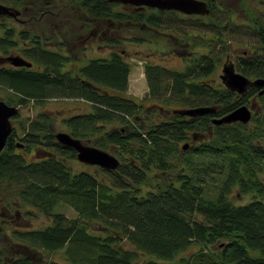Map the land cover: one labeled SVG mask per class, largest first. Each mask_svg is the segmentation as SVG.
<instances>
[{"label": "trees", "instance_id": "1", "mask_svg": "<svg viewBox=\"0 0 264 264\" xmlns=\"http://www.w3.org/2000/svg\"><path fill=\"white\" fill-rule=\"evenodd\" d=\"M206 2L209 15L214 5ZM15 4L22 7L21 0ZM120 4L77 0L72 9L86 25L92 20H132L154 30L170 25L165 12L180 20L191 16L154 8L121 10ZM72 26L71 34L79 28ZM254 29L258 47L245 51L236 65L249 77L264 78V26L256 23ZM52 41L29 25L19 30L0 22V54L8 56L22 43L21 55L33 63L0 67V85L15 96L7 103L81 99L88 109L62 123L73 137L110 147L120 164L114 170L72 169L69 163L77 159L76 151L56 141L53 118L46 114L29 124L23 139L26 147H46L41 153L51 156L40 153L28 160L16 149V135L11 134L0 154V192L4 191L0 211L19 205L37 208L52 223L39 229L14 226V245L24 250L13 252L7 264H37L35 259L46 253L61 251L62 259H52L56 264H264L261 88L237 95L209 78L217 67L209 52L193 56L195 52L188 51L184 70L146 62L149 92L136 98L128 92L131 66L122 52L112 50L107 57L65 68L72 57L60 49L68 45L60 42L55 48ZM253 98L258 107L249 123H213ZM146 99L153 102L145 105ZM198 106H216L217 111L196 117L173 112ZM233 194L254 197L233 204ZM61 202L70 205L77 217L69 219L55 211ZM3 258L0 249V264Z\"/></svg>", "mask_w": 264, "mask_h": 264}, {"label": "rangeland", "instance_id": "2", "mask_svg": "<svg viewBox=\"0 0 264 264\" xmlns=\"http://www.w3.org/2000/svg\"><path fill=\"white\" fill-rule=\"evenodd\" d=\"M76 1L21 0L22 7H20L15 4L16 0H0L2 4L21 11L17 19L7 18V21H5V16H2L0 17V22L16 26V29L19 30L27 28L29 25L34 30H37L42 37L53 39L52 45L55 48H58L60 42L66 43L68 45L67 49H60V51L72 57V61L69 62L70 64L67 67L80 65L83 62L86 63L91 58L107 57L111 50L107 48L109 47L107 44L110 42L106 39H102L99 36L88 41L80 37L88 32L89 26L78 19L76 8L72 9L73 3ZM205 1H212L214 6L213 11L203 17L202 15H191L185 16L183 20H180L175 13L165 12L163 17L168 18L166 21H169L170 25L165 24V27L160 30L161 33L152 29L144 30L142 29V24L139 23L136 25L128 22L112 23L113 29H118L119 38H123L119 45L112 50L122 52L130 63V86L128 92L132 96L144 98L149 92L145 71L146 62L161 64L168 69L178 71L184 70L186 67V59L190 56L188 51L195 52L192 54L193 56L209 52L208 54L217 60L216 70L209 78H215L217 84H222L219 75L222 73V65L226 57L229 56L237 63L238 59L245 55V51L248 53L253 52L258 47V38L254 27L256 23L264 26V0ZM32 4L35 5L33 8L27 7ZM124 6L127 11H133L132 5L129 4H120L117 7L122 9ZM41 10L48 11L50 15L44 14L43 16ZM73 24H75V27H81V29L75 28V32L71 34L70 30ZM42 27H46V31L43 32ZM170 34L180 36L182 39L177 42ZM106 35L110 37V32H107ZM21 45L22 43L19 44L17 49L11 50L10 54H21L19 51ZM79 62L81 63L79 64ZM14 97V95H10V91L0 85L1 99L8 102L10 98ZM152 102V100L146 99L144 104L150 105ZM12 105L19 107V113L12 118V124L19 135L21 136L22 134V137L23 133L29 129V124L44 114L53 118L51 129L54 134L57 132H68L65 124L62 123V119L78 112L82 113L88 109L86 103L81 99L63 97H48L44 101L37 103L30 100L24 105L14 103ZM155 113L159 114L158 112ZM19 141L21 142L22 140L20 139ZM84 142L93 146L91 142ZM32 148L30 147L31 150ZM41 148L42 146L35 149ZM98 148L116 155L110 147ZM43 149L48 150L46 147H43ZM19 152L22 153L21 150ZM36 154L37 151H32L31 157L28 154L26 158L28 160L33 159ZM69 165L75 171L89 170L94 172L97 167L86 165L77 159L70 162ZM0 193L4 194V191ZM253 197L251 194H233L231 202L233 204H244L252 200ZM26 211H29V214ZM55 211L64 213L69 219L77 217L75 210L70 205L62 202L56 205ZM5 212L8 214L5 218L7 222L4 221L3 223L4 219L2 220V218H4L3 213ZM0 213V249L4 253L2 264L9 262V257L13 255V252L24 250L22 247L14 245L13 241L15 239L12 234L14 226L39 229L52 223L51 218L37 208L19 205L13 206L11 210H7V207H5L1 209ZM196 216L198 219H202V216L197 213ZM191 250L189 249V251ZM61 253L62 251L54 255L46 253L44 258L35 260L37 264H56L52 259L59 261L62 259Z\"/></svg>", "mask_w": 264, "mask_h": 264}, {"label": "water", "instance_id": "3", "mask_svg": "<svg viewBox=\"0 0 264 264\" xmlns=\"http://www.w3.org/2000/svg\"><path fill=\"white\" fill-rule=\"evenodd\" d=\"M118 1L122 4H129L140 7H151L158 10H174L187 15H205L210 12L208 3L204 0H109ZM21 11L17 8L7 6L0 2V16H11L18 18ZM14 67H31L32 62L18 54H10L0 59ZM220 79L227 89L239 95L244 94L251 87L261 88L259 94H264V78L251 79L247 75L236 70L232 60H227L222 66ZM258 103L251 102L249 105L241 104L228 114L214 118L213 123L217 125L240 122L247 124L253 117V110H256ZM216 106H198L192 108L174 109L175 114L182 116L196 117L205 114L215 113ZM19 107L9 105L0 99V154L4 150L8 137L13 131L12 118L18 115ZM56 141L62 145L73 148L76 151L77 160L86 165L99 166L104 169L114 170L118 168L120 160L114 154L101 148L91 146L83 140L73 137L68 132H57ZM194 139H196L194 137ZM188 148V144L183 146ZM50 152L43 151L40 156H51Z\"/></svg>", "mask_w": 264, "mask_h": 264}, {"label": "flooded vegetation", "instance_id": "4", "mask_svg": "<svg viewBox=\"0 0 264 264\" xmlns=\"http://www.w3.org/2000/svg\"><path fill=\"white\" fill-rule=\"evenodd\" d=\"M132 8H133V11L134 12H137V11H145V10H148V9H150L151 7H147V6H144V7H140V6H134V5H132ZM155 9V8H154ZM121 10H126L125 9V6L124 7H122V9ZM11 17V16H10ZM6 20L5 21H7V16H5L4 17ZM14 18V17H13ZM14 19H17V18H14ZM123 22H128V23H130V24H132V25H136V24H142V29H144V30H146V29H149V30H151L152 28L150 27V26H148V25H146L145 23H141V22H138V21H132V20H127V21H113V20H106V19H103L102 21H91L87 26H89L88 27V32L87 33H85V35H81L80 37L82 38V39H84V40H88V41H91V40H93V39H95L96 37H99V36H101V38L102 39H106L108 42H110V43H108L107 45L109 46V47H107V48H109L111 51H112V49L113 48H115L117 45H119V43L121 42V40L123 39V38H119V36H118V29H113V27H112V23H123ZM103 23H106V24H103ZM104 25H106V26H104ZM23 26H26V25H23ZM78 29H81V27L80 28H78ZM113 30V31H112ZM152 30H154V29H152ZM157 31H159L160 32V30H157ZM107 32H110V37L109 36H107L106 34H107ZM161 33V32H160ZM173 38H175V40L177 41V42H179L180 41V39L177 37V35H175V34H170ZM86 44H87V42L85 43V46H86ZM110 51V52H111ZM123 51V50H122ZM110 52H109V54H110ZM19 55H21V54H19ZM7 56V54H4V55H1L0 56V59L1 58H3V57H6ZM22 57H24L25 58V56H23V55H21ZM27 59V58H26ZM232 60L229 56L228 57H226V60H225V62L227 61V60ZM28 60V59H27ZM29 61V60H28ZM233 61V60H232ZM224 62V63H225ZM234 62V61H233ZM81 62H79V64H80ZM223 63V64H224ZM235 63V62H234ZM68 64H70V63H68ZM67 64V65H68ZM82 64H84V62L82 63ZM82 64H80V65H82ZM32 65H33V63H32ZM67 65H66V67L65 68H67ZM235 65H236V63H235ZM7 66H12V65H10L9 63H6V62H0V67H5V68H7ZM223 66V65H222ZM14 67V66H13ZM236 70L237 71H239V72H241L240 70H238V68H237V65H236ZM242 73V72H241ZM221 74V73H220ZM219 77H220V75H219ZM249 77V76H248ZM249 78H251V79H257V77H255V78H253V77H249ZM222 82V81H221ZM223 84V83H222ZM224 85V84H223ZM225 86V85H224ZM5 89H7L6 87H5ZM248 91V90H247ZM247 91L244 93V94H242V95H245L246 93H247ZM237 94V93H236ZM237 95H239V94H237ZM242 95H239V96H242ZM260 95V94H259ZM1 99V98H0ZM3 100V99H2ZM253 101H256L257 102V99L256 98H253L247 105H249L251 102H253ZM6 103H7V101H5ZM258 103V102H257ZM258 107V106H257ZM254 112H255V110H253V114H254ZM11 134H14V135H16L15 136V142H16V144H18L16 147V149L18 150V152H19V150H21V152H22V154L23 155H28L29 154V156L31 157V152L32 151H37V154H36V157L37 156H39V154L41 153V150H43L42 148L41 149H35L36 147L38 148V147H40V146H34L33 148H32V150L30 149V148H28V147H26V143L24 142V139H23V137H22V134H21V136L19 135V133H18V131L16 130V129H14V126H13V131H12V133ZM10 134V135H11ZM9 138V137H8ZM22 140L21 142L19 141V140ZM18 140V141H17ZM30 150H31V152H30ZM30 152V153H29ZM2 153V152H1ZM4 215V218H2V220H3V223H4V221L5 222H7V219H5L6 218V216L8 215L6 212L5 213H3Z\"/></svg>", "mask_w": 264, "mask_h": 264}, {"label": "crops", "instance_id": "5", "mask_svg": "<svg viewBox=\"0 0 264 264\" xmlns=\"http://www.w3.org/2000/svg\"><path fill=\"white\" fill-rule=\"evenodd\" d=\"M130 86V85H129Z\"/></svg>", "mask_w": 264, "mask_h": 264}]
</instances>
